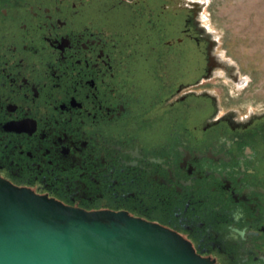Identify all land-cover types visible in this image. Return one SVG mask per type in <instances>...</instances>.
Returning <instances> with one entry per match:
<instances>
[{"label": "flooded vegetation", "instance_id": "flooded-vegetation-1", "mask_svg": "<svg viewBox=\"0 0 264 264\" xmlns=\"http://www.w3.org/2000/svg\"><path fill=\"white\" fill-rule=\"evenodd\" d=\"M178 5L170 30V0H0V179L264 264V111H220L202 6Z\"/></svg>", "mask_w": 264, "mask_h": 264}, {"label": "water", "instance_id": "water-1", "mask_svg": "<svg viewBox=\"0 0 264 264\" xmlns=\"http://www.w3.org/2000/svg\"><path fill=\"white\" fill-rule=\"evenodd\" d=\"M0 264L214 263L162 225L72 208L0 179Z\"/></svg>", "mask_w": 264, "mask_h": 264}, {"label": "rangeland", "instance_id": "rangeland-1", "mask_svg": "<svg viewBox=\"0 0 264 264\" xmlns=\"http://www.w3.org/2000/svg\"><path fill=\"white\" fill-rule=\"evenodd\" d=\"M188 1L202 6V22L214 42L212 51L223 64L205 80L207 94L223 113L264 111V0ZM178 2L170 0V30L183 25L185 12Z\"/></svg>", "mask_w": 264, "mask_h": 264}]
</instances>
